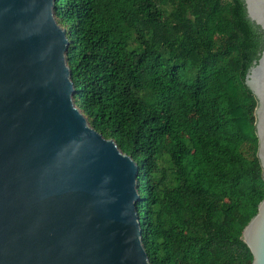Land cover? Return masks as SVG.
<instances>
[{"label":"trees","instance_id":"16d2710c","mask_svg":"<svg viewBox=\"0 0 264 264\" xmlns=\"http://www.w3.org/2000/svg\"><path fill=\"white\" fill-rule=\"evenodd\" d=\"M72 101L138 166L149 264H250L264 197L255 99L264 41L242 0H54Z\"/></svg>","mask_w":264,"mask_h":264},{"label":"water","instance_id":"95a60500","mask_svg":"<svg viewBox=\"0 0 264 264\" xmlns=\"http://www.w3.org/2000/svg\"><path fill=\"white\" fill-rule=\"evenodd\" d=\"M242 3L264 41V0ZM53 10L54 0H0V264H149L138 166L74 106ZM244 85L264 186V46ZM240 240L264 264V197Z\"/></svg>","mask_w":264,"mask_h":264}]
</instances>
